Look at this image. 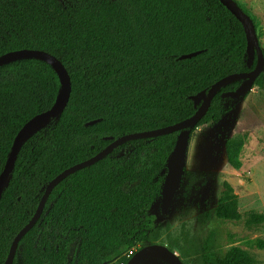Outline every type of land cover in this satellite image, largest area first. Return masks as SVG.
<instances>
[{
  "label": "trees",
  "instance_id": "obj_1",
  "mask_svg": "<svg viewBox=\"0 0 264 264\" xmlns=\"http://www.w3.org/2000/svg\"><path fill=\"white\" fill-rule=\"evenodd\" d=\"M242 9L257 29L256 18ZM23 49L59 59L70 76L71 94L64 112L24 142L3 189L0 264L59 174L120 137L193 117L204 105L195 104V95L258 65V57L250 64L243 23L219 0H0V56ZM194 52L200 54L181 59ZM243 82L219 91L192 135L218 124L231 110L228 101L249 95H224ZM256 86L264 88V69ZM62 91L61 74L48 61L22 58L0 66V174L22 127L55 107ZM179 134L127 142L63 180L20 242L13 264H127L124 254L154 241L155 222L169 215L161 209L162 192ZM245 139L237 135L225 144L233 169L242 167ZM225 188L204 217L240 221L237 196L229 184ZM157 200V216H148ZM262 223V214L246 220L249 227ZM202 260L255 264L240 248L223 251L215 231L203 244Z\"/></svg>",
  "mask_w": 264,
  "mask_h": 264
},
{
  "label": "rangeland",
  "instance_id": "obj_2",
  "mask_svg": "<svg viewBox=\"0 0 264 264\" xmlns=\"http://www.w3.org/2000/svg\"><path fill=\"white\" fill-rule=\"evenodd\" d=\"M258 24L257 33L264 52V0H238ZM231 108L216 125L199 127L191 137L186 170L180 189L166 219L155 222L152 242L139 243L133 252L151 244L173 249L185 264H203L202 248L212 231L225 251L237 247L251 256L255 264H264V223L247 226L252 214L264 215V88L258 86L241 100L228 101ZM245 136L240 155L242 167L233 169L225 156L227 140ZM229 184L237 196L240 221H222L204 214L219 204ZM158 200L147 210L156 217ZM76 256L73 246L70 258ZM136 264H168L155 255H143Z\"/></svg>",
  "mask_w": 264,
  "mask_h": 264
},
{
  "label": "water",
  "instance_id": "obj_3",
  "mask_svg": "<svg viewBox=\"0 0 264 264\" xmlns=\"http://www.w3.org/2000/svg\"><path fill=\"white\" fill-rule=\"evenodd\" d=\"M219 1L243 23L247 37V51L249 54L250 64L253 63L256 57H258L257 68L254 71H250L247 73L234 74L225 77L220 81H218L216 84H214L208 92L204 90L198 93L197 95H195L193 97L195 104L204 101V105L199 110V112L193 117L186 119L175 125H171L168 127L155 129L151 131L132 133L120 137L116 140H113V138L111 137L110 139L113 140V142L108 147H106L102 152L92 157L91 159H88L84 162H81L66 169L61 174H59L46 187L45 193L42 197V200L33 218L15 237L11 245L9 256L4 264L14 263L20 242L38 223V221L40 220L43 214L44 208L46 206L50 194L55 189V187L58 186L63 180H65L70 175L76 173L77 171L92 166L95 163L103 160L108 155L112 154L118 147L122 146L127 142L138 139L155 138V137H160V136L180 132L175 147L168 159L167 172H166V177L162 192V203H161L162 212L165 214L169 211V209L172 207L174 203L176 195L184 179L186 158H187L188 148L190 145V140L192 137V129L206 115L213 99L216 97V95L223 87L227 86L228 84L234 81L244 80L242 85L237 90L228 91L224 94L225 97H230L232 99H240L248 92H251L254 89V87H256V81L264 69V52L261 47L260 38L258 36L257 29L254 23L252 22L251 18L238 4V0H219ZM246 20L250 22L249 26L247 25ZM198 54H200V52L190 53L182 56L181 59L193 58ZM22 58H38L51 63L61 74L63 80V90L65 88V93L63 100L61 102H60V98L63 94V91L55 107H53L49 111L36 115L34 118L28 121L18 133L13 150L7 160L4 170L0 174V201L3 194V189L7 184V180L15 170L17 159L24 142L39 128L43 127L49 121V119L55 118L64 112L65 108L69 103L70 94H71V80L66 68L59 59L44 51L23 49V50L6 53L0 56V66ZM64 81H65V86H64ZM42 120H45L44 124L35 131H33L30 135L26 136L29 127ZM150 252H157L159 254H163L167 256L171 260L170 264H185L176 251L171 250L168 246L164 244H152L140 249V251H138L133 255V257L128 261L127 264H136L140 259V257Z\"/></svg>",
  "mask_w": 264,
  "mask_h": 264
},
{
  "label": "bare ground",
  "instance_id": "obj_4",
  "mask_svg": "<svg viewBox=\"0 0 264 264\" xmlns=\"http://www.w3.org/2000/svg\"><path fill=\"white\" fill-rule=\"evenodd\" d=\"M246 23H247L248 26L250 25V22H249L248 20H246ZM64 86H65V81H64ZM64 93H65V88H64V91H63V95L61 96L60 102L63 100ZM60 102H59V103H60ZM44 122H45V120H42V121H40V122H38V123H36V124H34V125H31V126L29 127V130H28L26 136L30 135L33 131H35V130L38 129L40 126H42V125L44 124ZM145 255H155V256H159V257H161L162 259H164L167 263H169V264L171 263V260H170L167 256H165V255H163V254H159V253H157V252H150V253H147V254H145Z\"/></svg>",
  "mask_w": 264,
  "mask_h": 264
},
{
  "label": "flooded vegetation",
  "instance_id": "obj_5",
  "mask_svg": "<svg viewBox=\"0 0 264 264\" xmlns=\"http://www.w3.org/2000/svg\"><path fill=\"white\" fill-rule=\"evenodd\" d=\"M185 170H186V168H185ZM184 173H185V172H184ZM170 209H171V208H170ZM170 209H169V210H170ZM151 245H152V244H151ZM171 250H172V249H171ZM130 251H132V250H130ZM139 251H140V250H139ZM173 251H174V250H173ZM128 252H129V251H128ZM137 252H138V251H137ZM137 252H133V255H134L135 253H137ZM125 254H126V253H125ZM133 255L130 256V257L127 256V258H129V260H130V259L133 257ZM124 256H126V255H124ZM181 259H182V258H181ZM182 260H183V259H182ZM168 264H169V263H168Z\"/></svg>",
  "mask_w": 264,
  "mask_h": 264
},
{
  "label": "built area",
  "instance_id": "obj_6",
  "mask_svg": "<svg viewBox=\"0 0 264 264\" xmlns=\"http://www.w3.org/2000/svg\"><path fill=\"white\" fill-rule=\"evenodd\" d=\"M129 257V256H128ZM119 264H125L124 262H120Z\"/></svg>",
  "mask_w": 264,
  "mask_h": 264
}]
</instances>
